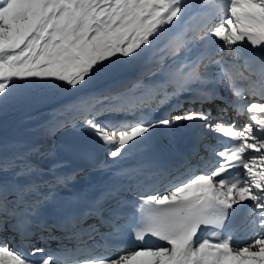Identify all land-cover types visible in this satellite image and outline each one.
<instances>
[{"label": "snow or ice", "instance_id": "obj_1", "mask_svg": "<svg viewBox=\"0 0 264 264\" xmlns=\"http://www.w3.org/2000/svg\"><path fill=\"white\" fill-rule=\"evenodd\" d=\"M29 95L52 142L0 143V264H264V0H0V111ZM193 125L189 154L120 163ZM67 130L104 158L66 170Z\"/></svg>", "mask_w": 264, "mask_h": 264}, {"label": "bare ground", "instance_id": "obj_2", "mask_svg": "<svg viewBox=\"0 0 264 264\" xmlns=\"http://www.w3.org/2000/svg\"><path fill=\"white\" fill-rule=\"evenodd\" d=\"M193 23H195V21H193ZM249 102H251V98H249ZM213 114L215 115V112ZM241 118L246 119L245 117H241ZM195 123H199V122H195ZM196 130L197 129L195 128L194 125L180 127L175 130L174 142H170L168 130L164 128H157L153 130V132L148 136L147 140L143 142V148L141 150L130 154L126 159H124L123 161H120V163L124 165H133L137 163V161L143 158H154V159L166 160L167 159L166 152L171 151L172 146L184 145L188 140L194 137ZM75 134H79L80 136L79 132ZM81 135L82 136L80 137L71 136L69 138L62 139V140H60L59 137L57 136L55 137V142L57 143V145L62 146L58 148L57 152L59 151L64 154L63 156H61L62 154L57 153L56 159L67 162L68 168L66 170H70L72 167L76 166V161L74 159L73 153L76 150L83 148V147H88L93 150H96L97 156L100 159L104 158L103 151L96 149V146L92 142V138L90 134L88 132H83V134ZM51 142L52 141L50 140L47 142V147ZM42 146L44 147V149L47 148L46 144H43ZM186 146L188 147V145ZM58 156H61V157H58ZM193 159L195 160V157ZM47 163H51V161H48ZM100 176L103 178V181L106 179V175L102 171H100ZM100 185L101 184L97 185L96 187L98 188ZM249 227L250 226L247 225L246 229H248ZM258 234H259V230H256L254 234L248 238L247 241L254 239L255 236Z\"/></svg>", "mask_w": 264, "mask_h": 264}, {"label": "rangeland", "instance_id": "obj_3", "mask_svg": "<svg viewBox=\"0 0 264 264\" xmlns=\"http://www.w3.org/2000/svg\"><path fill=\"white\" fill-rule=\"evenodd\" d=\"M138 63L134 70H138L141 66ZM137 67V68H136ZM39 95V93H36ZM51 103H37L34 101L32 95L22 98L18 103L9 107L6 111H0V143H5L9 141H17L25 147H29L24 143V140L30 141L33 144H46V139H43L38 132V125L46 116L48 108ZM246 119L241 121V125L244 124ZM72 130H67L58 133L56 136L60 140L69 138L71 136L78 137L79 134H75ZM80 136L83 132H79ZM79 136V137H80ZM44 149V147L42 146ZM59 154H64L62 152H57ZM58 156V157H61Z\"/></svg>", "mask_w": 264, "mask_h": 264}]
</instances>
